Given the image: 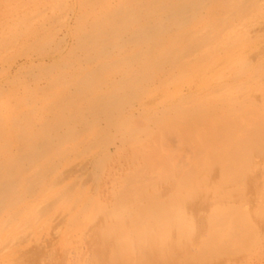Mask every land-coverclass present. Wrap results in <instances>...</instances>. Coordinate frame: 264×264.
I'll return each mask as SVG.
<instances>
[{"label": "rangeland", "instance_id": "rangeland-1", "mask_svg": "<svg viewBox=\"0 0 264 264\" xmlns=\"http://www.w3.org/2000/svg\"><path fill=\"white\" fill-rule=\"evenodd\" d=\"M74 1L68 12L62 0H0L2 17L29 6L20 21L6 24L7 37L17 31L27 38L0 64V264H107L108 255L122 256L133 246L147 255L191 247L182 234L188 225L139 233L152 228L167 199L151 212L130 205L141 216L117 221L111 212L131 181L166 177L163 150L175 152L174 165L185 159L192 169L198 159L184 142L186 123L176 125L182 115L176 112L187 106L190 115L197 109L207 116L211 109H198L185 85L181 93L174 89L175 82L184 83V70L178 79L171 75L176 71H162H173L179 53L206 34L215 40L234 26L242 38L250 31L264 37V0ZM36 4L43 7L36 10ZM142 146L141 154L130 148ZM215 217L207 219V251L195 264L244 254V234ZM225 224L237 236L212 233Z\"/></svg>", "mask_w": 264, "mask_h": 264}, {"label": "bare ground", "instance_id": "bare-ground-1", "mask_svg": "<svg viewBox=\"0 0 264 264\" xmlns=\"http://www.w3.org/2000/svg\"><path fill=\"white\" fill-rule=\"evenodd\" d=\"M62 2L65 10L72 11V6L75 5L74 0H62ZM29 5L32 4L29 3ZM36 6H39L36 10L43 7L41 4H36ZM51 6L53 5L50 2L44 7L50 9ZM28 8L27 5L19 6L9 13L10 16L2 17L4 14H0V64L4 61L7 50L16 49L19 43L27 38L25 34H16L17 31L8 38L6 24L9 21H20L22 11ZM250 32L247 37L242 38L238 35L236 28L231 26V28L222 30L215 40L208 39L210 35L206 34L201 37L204 40L199 45H189L179 53L176 59L179 62H175L174 66L170 65L173 71L171 69L162 71L164 76L176 71L171 75L178 73L179 75L176 76L178 79L182 76L180 71L184 70V74L187 75L184 83L175 82L174 89L181 93L185 85L187 90L197 98L198 109H211L212 114L207 116L205 112L202 113L197 109L195 112L199 114L190 115L189 110H186L187 106L182 107L184 110L176 112L178 117L182 114L180 119L177 118V121L175 119L176 125L178 126L183 120L186 123L182 133L184 142L198 159L193 168L189 167V169L186 168L185 159L177 160L174 165L175 152H169L168 149L163 150V153L165 151L163 157L158 156L160 157L159 163L163 170L165 169L166 177L158 179L163 175L158 174L156 178L152 174V179H146L148 178L147 173L146 178L137 179L136 177L138 181L133 180L130 182L131 186H128L125 194L127 195L126 200L122 197L125 202L121 200L122 203L119 204L121 206L113 209L114 213L111 212L118 221L119 216L121 220V216L125 214L134 215L135 212L136 216L137 212L132 211L134 207L141 210L142 205H145L151 212V207L161 206V201L167 199L166 205H163L167 208L156 212V214L160 213L157 216L161 217L153 219L152 228L149 226L147 230L142 229L139 233L155 232L156 229L162 228L160 226L166 228L167 231L175 232L188 225L182 234L188 237L187 241L189 240L191 247L181 245L180 248L176 247L178 249L172 248L171 252L165 251L166 254L157 255L155 251L147 255L144 247L133 246L130 248L131 252L127 250L122 256L119 254L106 255L107 264H195L198 260L197 254L200 256L201 253L207 251L208 229L206 225L209 224L207 219L212 216L224 217L234 222L236 232L240 236L244 234L243 238L244 236L246 238H244V247L241 246L244 243L238 244L244 252V254L241 253L240 258L238 256V258L222 259L216 264H261L264 260V37L259 32ZM259 42L263 45L257 49L259 51L255 49L250 53L251 51L248 50L255 48ZM164 94L167 93L164 92ZM169 117L165 116L166 120H169ZM162 119L158 118L157 120L160 121L156 123L162 125L161 121L164 120ZM155 125L157 124L153 126L156 127ZM143 147L130 148L135 154H141L147 149H144L146 146ZM178 158H181L180 155ZM151 160H153L152 157ZM193 160L195 161L194 158ZM157 164L158 162L156 166ZM134 169L131 171L134 172ZM190 172L192 173L189 175ZM133 194L134 196L130 198ZM130 205L134 207L131 208ZM137 216H141L140 213ZM228 225L225 224V227L222 225L223 227L215 229L216 231L212 233L216 232L217 237L227 234L231 236L232 232L231 234L228 232L232 230ZM187 228L197 232V235L187 234L189 232ZM141 235L137 236L138 239L142 237ZM233 235L236 234L233 233ZM195 238L197 239L194 240ZM165 249H171V247L167 246ZM153 250L150 249V252ZM192 251L195 255L191 253ZM164 258L168 259L164 260Z\"/></svg>", "mask_w": 264, "mask_h": 264}]
</instances>
